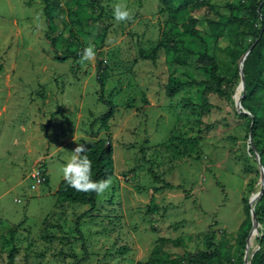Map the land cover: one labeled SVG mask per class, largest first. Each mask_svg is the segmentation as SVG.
<instances>
[{
	"label": "rangeland",
	"instance_id": "374dc122",
	"mask_svg": "<svg viewBox=\"0 0 264 264\" xmlns=\"http://www.w3.org/2000/svg\"><path fill=\"white\" fill-rule=\"evenodd\" d=\"M161 1L0 0V264L12 246L14 264H136L151 256L160 237L171 240L167 255L188 257L204 248L209 229L230 256L226 264H241L245 199L264 185L234 111L243 54L234 59L208 39L165 24L174 8ZM117 5L130 10V20L114 19ZM158 43L154 63L141 57L140 49L149 53ZM253 43L247 37L232 46L244 53ZM90 46L95 57L85 60ZM205 48L236 90L230 102L213 96L209 111L187 109L186 100L202 104L203 88L186 86L168 97L165 86L174 67L206 78V61L197 63L196 54ZM173 131L182 142L169 144ZM107 136L114 175L80 223L85 252L75 221L89 207L61 202L56 190L73 149ZM39 166L47 182L33 189L29 175ZM162 180L177 187L152 190ZM251 247L243 249L242 264Z\"/></svg>",
	"mask_w": 264,
	"mask_h": 264
},
{
	"label": "trees",
	"instance_id": "16d2710c",
	"mask_svg": "<svg viewBox=\"0 0 264 264\" xmlns=\"http://www.w3.org/2000/svg\"><path fill=\"white\" fill-rule=\"evenodd\" d=\"M47 3V0H45ZM93 1V0H91ZM162 3L166 4L169 11L167 22L173 23L175 26H179L185 34H188L194 39L201 40L213 44L212 46H220L228 56H233L234 59L239 58L243 53L236 51L232 46V43L242 40L247 37L254 39V47L244 60L243 74L245 92L244 96L240 98L242 107L248 111L250 115L244 113H238L235 109V115L241 119L246 126L249 134L251 133V145L252 148L248 149V154L251 157L255 156V151L258 152L260 157V163L264 168V137L261 138V133L264 132V0H230L224 3L222 6L210 4L206 0H162ZM204 13L200 16V12ZM203 20L206 27H199L198 21ZM219 39L224 41L219 42ZM221 45H220V44ZM214 47V48H215ZM160 49V43L147 53L140 49V55L144 59H151L154 63L157 59L158 50ZM176 51V47H173ZM199 57V61H206L204 65V74L206 78H194L186 75L185 72H178L177 67L168 76V82L165 86L166 94L168 97L175 96L183 87L197 86L202 87V104L197 105L191 101L186 100L185 107L200 108L202 110L209 111L214 108L211 103V98L217 96L221 99H225L227 102L232 100L235 93L236 83L230 79H226L220 73V65L215 57L214 53H209L207 48L203 53H196ZM178 61V60H176ZM184 62V61H181ZM239 72L235 74L237 77ZM240 77V75H239ZM226 86V87H225ZM241 95V89L239 97ZM102 98V96H101ZM112 116L111 109L103 116L101 128L107 129V120ZM182 136V135H181ZM180 139L178 131H173L169 139ZM86 151L79 154L80 157L84 155L91 161L92 179L94 181H104L108 183L110 178L114 175V163L112 159V144L111 137L107 136L104 139H96L90 144H84ZM151 172L152 177L156 182H159L158 175ZM47 182V177L45 183ZM218 184L219 182L216 181ZM177 187V186H176ZM174 185L164 182L158 187H153L152 190H174ZM56 194L60 197L61 202L79 203L89 208L86 211L80 213L76 218V231L81 238L83 249L87 252L86 244L82 239V233L80 231V223L96 208V197L98 192L96 191H77L71 187L65 179H62L57 187ZM248 201L245 199V204ZM152 205V203H151ZM150 205V206H151ZM255 214L259 225L262 227L259 233L260 237H257L258 249L254 250V247L248 249L246 263L250 264H264V188L263 193L257 199L255 204ZM244 212L247 218L240 225V246L238 249V255L242 264L243 249L245 248L246 239L251 229V217L249 212V205L244 206ZM252 230L248 239V245L253 243ZM223 233V232H222ZM13 234L10 235L13 238ZM216 231L209 229L204 235V248L196 251L192 255L174 256L167 255L164 251V247L167 243H171L168 238L160 237L158 243L153 247L151 256L146 261H139L136 264H226L230 262V256L223 252L221 246L216 243ZM174 243V241H173ZM247 249V248H246ZM245 249V250H246ZM126 249L122 248L119 252H125ZM18 252L16 246H12L7 255V261L5 264L15 263V254ZM245 253V254H246ZM253 255V256H252ZM252 257V258H251ZM80 264V263H76Z\"/></svg>",
	"mask_w": 264,
	"mask_h": 264
},
{
	"label": "clouds",
	"instance_id": "9594fccd",
	"mask_svg": "<svg viewBox=\"0 0 264 264\" xmlns=\"http://www.w3.org/2000/svg\"><path fill=\"white\" fill-rule=\"evenodd\" d=\"M131 15L130 10L126 6L117 5L114 8L113 17L118 22L130 20ZM94 57L95 53L91 46L84 49L83 58L85 60H93ZM73 151L76 155H74L68 163L62 166L64 179L77 191L103 192L108 186L107 183L104 181H94L91 178V161L86 155L83 157H80L79 155L86 151L85 145H77Z\"/></svg>",
	"mask_w": 264,
	"mask_h": 264
},
{
	"label": "water",
	"instance_id": "95a60500",
	"mask_svg": "<svg viewBox=\"0 0 264 264\" xmlns=\"http://www.w3.org/2000/svg\"><path fill=\"white\" fill-rule=\"evenodd\" d=\"M255 43H253L244 53L243 55L241 56L240 60H239V75H240V87H241V95L240 97L238 98V100L235 102V110L238 112V113H244V114H247V115H250V113L246 110H244V108L242 107V104H241V101H240V98L244 96V92H245V85H244V74H243V65H244V60L246 59V57L248 56V54L250 53L251 49L254 47ZM234 96V95H233ZM249 140L251 141V133L249 134ZM255 156H256V160H257V163L260 167V170H261V179H262V182L264 184V168L262 166V164L260 163V157H259V154L257 151H255ZM263 188H264V185L263 187L255 192L250 198H249V201H248V205H249V212H250V217H251V223H252V226H251V230H256L259 234V223L257 221V217H256V214H255V204L252 203V201L255 199L257 201V199L261 196V194L263 193ZM251 232V231H250ZM249 236H250V233L248 235V238L247 240L249 239ZM247 245H248V241L246 242L245 244V249L247 248ZM258 247H259V244L257 243ZM258 249V248H257ZM253 256V255H252ZM252 258V257H251ZM251 262V259L249 261V263H246V257H245V254H244V257H243V264H250Z\"/></svg>",
	"mask_w": 264,
	"mask_h": 264
},
{
	"label": "built area",
	"instance_id": "2783aa9c",
	"mask_svg": "<svg viewBox=\"0 0 264 264\" xmlns=\"http://www.w3.org/2000/svg\"><path fill=\"white\" fill-rule=\"evenodd\" d=\"M29 177L32 180L31 188L36 189L38 186L45 183L46 172L43 170L42 166H39L38 168L32 170Z\"/></svg>",
	"mask_w": 264,
	"mask_h": 264
},
{
	"label": "bare ground",
	"instance_id": "6f19581e",
	"mask_svg": "<svg viewBox=\"0 0 264 264\" xmlns=\"http://www.w3.org/2000/svg\"><path fill=\"white\" fill-rule=\"evenodd\" d=\"M240 89H241V87H240ZM240 89H239V92H240ZM238 98H239V93H238ZM255 202H256V200L254 199L253 201H252V203L253 204H255ZM253 232H252V236H253V244H254V249H253V251L254 250H256L257 249V236L255 235V230H252ZM247 255H248V253H246L245 254V257L247 258Z\"/></svg>",
	"mask_w": 264,
	"mask_h": 264
},
{
	"label": "crops",
	"instance_id": "0c3cea01",
	"mask_svg": "<svg viewBox=\"0 0 264 264\" xmlns=\"http://www.w3.org/2000/svg\"><path fill=\"white\" fill-rule=\"evenodd\" d=\"M152 188H153V187H152ZM155 195H156V194H155ZM151 202H152V198H150V202H149L148 204H151ZM148 204H147V205H148Z\"/></svg>",
	"mask_w": 264,
	"mask_h": 264
}]
</instances>
